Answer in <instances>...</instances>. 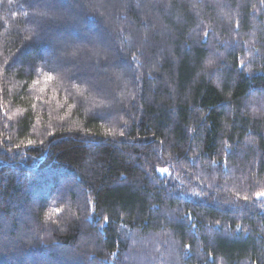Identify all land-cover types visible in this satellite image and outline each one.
Instances as JSON below:
<instances>
[{
    "label": "trees",
    "instance_id": "1",
    "mask_svg": "<svg viewBox=\"0 0 264 264\" xmlns=\"http://www.w3.org/2000/svg\"><path fill=\"white\" fill-rule=\"evenodd\" d=\"M0 264H264V0H0Z\"/></svg>",
    "mask_w": 264,
    "mask_h": 264
}]
</instances>
